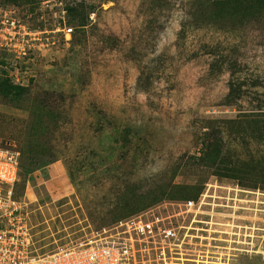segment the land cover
<instances>
[{
	"label": "rangeland",
	"instance_id": "1",
	"mask_svg": "<svg viewBox=\"0 0 264 264\" xmlns=\"http://www.w3.org/2000/svg\"><path fill=\"white\" fill-rule=\"evenodd\" d=\"M0 9L42 32L24 56L0 49V140L19 152L14 199L38 253L103 238L204 180L264 192V0ZM261 239L238 264L264 262Z\"/></svg>",
	"mask_w": 264,
	"mask_h": 264
},
{
	"label": "built area",
	"instance_id": "2",
	"mask_svg": "<svg viewBox=\"0 0 264 264\" xmlns=\"http://www.w3.org/2000/svg\"><path fill=\"white\" fill-rule=\"evenodd\" d=\"M61 31L67 36L72 28ZM41 33L0 9V49L24 56L40 44ZM18 158L16 148L0 140V264H238L252 237L264 238L256 219H245L246 224L252 221L245 226L235 222V211L250 210L247 198L200 192L163 201L119 222L105 240L38 253L14 199Z\"/></svg>",
	"mask_w": 264,
	"mask_h": 264
},
{
	"label": "crops",
	"instance_id": "3",
	"mask_svg": "<svg viewBox=\"0 0 264 264\" xmlns=\"http://www.w3.org/2000/svg\"><path fill=\"white\" fill-rule=\"evenodd\" d=\"M214 185H218L217 181H202L201 188L202 192H206L207 194H215V195H228L231 197H237V198H247L249 200L248 208L250 210H239L235 211L234 215L235 217H238V219H235V222L238 223L241 226H245L246 220H255L257 221V224L259 228L262 229L259 234H262L264 237V192L259 190H250L245 189L239 186H230V185H220L223 188H215ZM214 187V188H213ZM240 205H243L242 203ZM246 206V207H247ZM242 218V219H240ZM251 222H248L246 225H250ZM250 257V256H249ZM264 260V257L262 258ZM264 264V262L262 263Z\"/></svg>",
	"mask_w": 264,
	"mask_h": 264
},
{
	"label": "bare ground",
	"instance_id": "4",
	"mask_svg": "<svg viewBox=\"0 0 264 264\" xmlns=\"http://www.w3.org/2000/svg\"><path fill=\"white\" fill-rule=\"evenodd\" d=\"M107 238H109V237H107ZM107 238H99V239H87V240H85V241H89L90 243H95V242H99V241H102V240H105V239H107Z\"/></svg>",
	"mask_w": 264,
	"mask_h": 264
},
{
	"label": "trees",
	"instance_id": "5",
	"mask_svg": "<svg viewBox=\"0 0 264 264\" xmlns=\"http://www.w3.org/2000/svg\"><path fill=\"white\" fill-rule=\"evenodd\" d=\"M73 11H74L75 13H77L76 10H71V12H73ZM207 158H208V159L211 158V159L213 160V159H214V156H210V157H207ZM212 160H211V161H212ZM210 167H211V166H210Z\"/></svg>",
	"mask_w": 264,
	"mask_h": 264
}]
</instances>
